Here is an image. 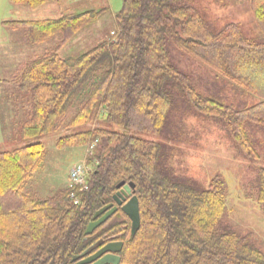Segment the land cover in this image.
Returning a JSON list of instances; mask_svg holds the SVG:
<instances>
[{
    "label": "trees",
    "instance_id": "obj_1",
    "mask_svg": "<svg viewBox=\"0 0 264 264\" xmlns=\"http://www.w3.org/2000/svg\"><path fill=\"white\" fill-rule=\"evenodd\" d=\"M35 10L60 0H9ZM264 33V0H250ZM106 8L62 12L39 20H5L34 44L59 35L53 49L23 63L12 76L27 93L29 112L19 134L31 139L61 129L58 148L95 143L86 188L63 186L39 197L27 187L44 160L41 141L0 151V264H73L111 241H121L119 264H264L252 232L224 221L226 183L207 188L173 175L161 142L132 133L163 134L179 102L219 119L240 151L258 160L249 126L264 129V41L248 38L239 23L214 30L194 0H123L111 35L77 56L62 48ZM182 51L257 101L236 107L202 93L175 62ZM95 122L99 126L87 128ZM77 127L82 130L70 131ZM134 184L140 226L118 210L91 234L97 210L113 203L121 184ZM255 200L264 207V166L257 168ZM97 244V246H96Z\"/></svg>",
    "mask_w": 264,
    "mask_h": 264
},
{
    "label": "rangeland",
    "instance_id": "obj_2",
    "mask_svg": "<svg viewBox=\"0 0 264 264\" xmlns=\"http://www.w3.org/2000/svg\"><path fill=\"white\" fill-rule=\"evenodd\" d=\"M249 1L194 0V5L211 22L214 30H220L227 23L237 22L248 38L263 42L264 33L255 20ZM122 5L123 0H60L59 5L51 2L32 10L24 5L12 4L9 0H0V101L3 99L6 103L0 105L3 109L0 114V151L35 141L44 144L43 163L27 185L36 196H50L63 186H69L70 171L77 163H85L91 170L93 163L89 162V157L93 153L95 140L82 146L58 148L56 140L67 133L68 129L31 139L20 136L19 122L27 117L30 108L28 94L16 90L4 80H11L15 71L34 56L53 49L59 35L34 44L26 39L23 30H13L3 26L1 22L54 18L64 11L106 8L97 21L78 32L60 51L62 57L77 56L106 38L107 33L115 27L114 17ZM174 57L178 66L191 76L202 93L236 107L257 101L256 97L240 87L216 77L210 69L184 52L174 51ZM9 100L14 105L11 108ZM9 119L12 121L8 122ZM93 126H99V123L85 127L94 128ZM82 129L77 127L70 131ZM249 131L259 153L258 160L250 159L240 151L221 120L198 115L181 101L170 112L163 134L155 136L137 130L132 133L161 142L168 154L166 166L169 171L175 176L189 179L200 189L207 188L213 176L222 177L227 189V213L224 221L242 232H252L253 241L264 251V207L255 200L257 168L264 166V129L250 125Z\"/></svg>",
    "mask_w": 264,
    "mask_h": 264
},
{
    "label": "water",
    "instance_id": "obj_3",
    "mask_svg": "<svg viewBox=\"0 0 264 264\" xmlns=\"http://www.w3.org/2000/svg\"><path fill=\"white\" fill-rule=\"evenodd\" d=\"M113 203L107 204L97 210L93 220L86 228V234H91L102 225L120 208L131 221V235H134L140 226V211L137 196L134 194V184H121L113 195ZM97 246V244H96ZM93 247L85 250L80 255L73 257V264H119L120 257L117 253L122 248L121 241H111L102 245L98 250L89 254Z\"/></svg>",
    "mask_w": 264,
    "mask_h": 264
},
{
    "label": "built area",
    "instance_id": "obj_4",
    "mask_svg": "<svg viewBox=\"0 0 264 264\" xmlns=\"http://www.w3.org/2000/svg\"><path fill=\"white\" fill-rule=\"evenodd\" d=\"M89 171L85 163L75 164L70 171L69 187L80 186L83 189L86 188Z\"/></svg>",
    "mask_w": 264,
    "mask_h": 264
},
{
    "label": "crops",
    "instance_id": "obj_5",
    "mask_svg": "<svg viewBox=\"0 0 264 264\" xmlns=\"http://www.w3.org/2000/svg\"><path fill=\"white\" fill-rule=\"evenodd\" d=\"M59 4H60V2H59ZM59 4H58V5H59ZM64 12H68V11H64ZM61 13H62V12H60V14H61ZM60 14H59V15H60ZM59 15H58V16H59ZM58 16H56V17H58ZM54 18H55V17H54ZM111 31H112V29L109 31V33H107L106 38L109 36V34L111 33ZM31 59H32V58H31ZM1 98H2V97H1ZM12 98L15 99V97H13V96H12ZM9 101H10V104H9V103H8V104H9V106H10V108H11V105H13V104H11L12 100H9ZM0 103H1L0 105H3V103L6 104V103L4 102L3 99H1ZM14 104H16V103H14ZM17 105H18V104H16V106H17ZM13 106H14V105H13ZM18 107H20V105H18ZM1 109H2V106L0 107V114H1ZM14 109H15V108H14ZM2 110H3V109H2ZM10 111H11V110H10ZM9 114H10V113H9ZM10 115H11L10 117L13 118V115H12V114H10ZM22 120H23V119H22ZM22 120H20V122H19L20 124H21V121H22ZM10 121H12V120L9 119L8 122H10ZM1 124H3V126H4V123L1 122ZM19 128H20V125H19ZM4 129H5V128H4ZM7 129H10V127L7 128Z\"/></svg>",
    "mask_w": 264,
    "mask_h": 264
},
{
    "label": "bare ground",
    "instance_id": "obj_6",
    "mask_svg": "<svg viewBox=\"0 0 264 264\" xmlns=\"http://www.w3.org/2000/svg\"><path fill=\"white\" fill-rule=\"evenodd\" d=\"M74 187H76V186H74ZM73 188V187H72ZM81 188V187H80ZM81 189H83V188H81Z\"/></svg>",
    "mask_w": 264,
    "mask_h": 264
}]
</instances>
